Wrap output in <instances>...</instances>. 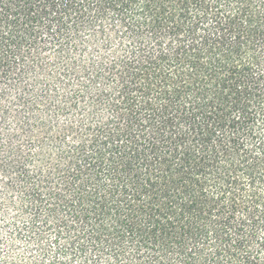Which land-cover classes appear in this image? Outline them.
Here are the masks:
<instances>
[{"label": "trees", "instance_id": "trees-1", "mask_svg": "<svg viewBox=\"0 0 264 264\" xmlns=\"http://www.w3.org/2000/svg\"><path fill=\"white\" fill-rule=\"evenodd\" d=\"M0 264H264V0H0Z\"/></svg>", "mask_w": 264, "mask_h": 264}]
</instances>
